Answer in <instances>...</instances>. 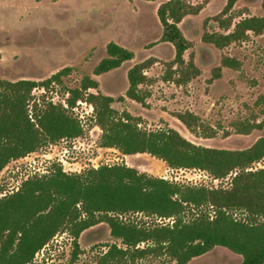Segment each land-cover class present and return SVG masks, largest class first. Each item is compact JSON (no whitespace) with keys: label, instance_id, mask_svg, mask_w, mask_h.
Wrapping results in <instances>:
<instances>
[{"label":"trees","instance_id":"trees-1","mask_svg":"<svg viewBox=\"0 0 264 264\" xmlns=\"http://www.w3.org/2000/svg\"><path fill=\"white\" fill-rule=\"evenodd\" d=\"M236 1L225 0L214 16L225 31H204V42L221 48L244 40L249 32H264V16L233 22L230 11ZM187 13L183 0H164L156 9L163 28L161 38L173 45L174 63L179 66L185 63L182 55L187 40L177 24ZM105 51L106 57L94 66L93 74L116 68L132 57L130 50L113 41L106 44ZM188 63L192 68V62ZM222 63L231 68L239 64L227 56ZM143 68L142 63L135 64L126 73L125 96L137 102L145 97L139 88L146 80ZM68 70L64 67L40 81L0 79V171L11 160L82 133L79 120L67 108L44 99L37 101L31 93L35 87L59 83ZM97 85L92 77L83 76L79 87L67 91V105L84 99L92 106L94 124L101 131L99 146L123 154L147 153L171 169L205 170L213 178L229 175V187L180 183L123 163L79 172H65L55 164L0 196V264H35V254L59 233L71 239L66 264H72L81 253L80 233L101 222L120 244H105L99 264H133L144 258L185 264L215 245L240 255L239 264H264V166H252L264 158V137L244 149L232 150L194 144L170 127L141 129L137 118L111 106L112 96L87 91ZM188 117L193 116L179 115L191 128ZM240 131L247 133L249 126Z\"/></svg>","mask_w":264,"mask_h":264},{"label":"rangeland","instance_id":"rangeland-1","mask_svg":"<svg viewBox=\"0 0 264 264\" xmlns=\"http://www.w3.org/2000/svg\"><path fill=\"white\" fill-rule=\"evenodd\" d=\"M163 1L0 0V79L40 81L68 67L59 83L35 87L31 93L37 101L63 105L82 127L77 137L57 140L7 163L0 171V196L16 190L26 177L45 173L55 164L65 172H79L91 166L123 163L180 183L229 187V175L213 178L205 170L171 169L147 153L123 154L99 146L101 131L94 124L92 106L84 99L67 105V91L79 87L81 78L87 75L98 84L87 91L112 96L111 106L137 118L141 129L170 127L194 144L232 150L244 149L264 137V32H249L244 40L218 48L201 36L204 31H225L214 19L225 0H183L189 13L177 26L187 47L182 55L185 63L179 66L174 63L173 45L161 38L163 28L156 9ZM262 1L237 0L230 11L233 22L247 16H264ZM109 41L130 50L132 57L116 68L93 74L94 66L107 55L105 46ZM224 56L236 59L238 67L225 66ZM188 62H192V68ZM140 63L146 80L139 88L145 97L137 102L125 96L126 73ZM187 113L193 116L188 117L191 128L179 119ZM248 126L247 133L240 131ZM252 166H264V158ZM113 242L120 244L103 222L83 230L78 237L81 253L72 264H99L98 256L105 244ZM71 250L69 236L59 233L35 254L34 262L66 264ZM240 261V255L215 245L185 264ZM133 264L163 261L144 258Z\"/></svg>","mask_w":264,"mask_h":264}]
</instances>
